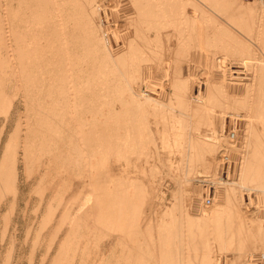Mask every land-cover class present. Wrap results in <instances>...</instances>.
<instances>
[{
    "label": "bare ground",
    "instance_id": "6f19581e",
    "mask_svg": "<svg viewBox=\"0 0 264 264\" xmlns=\"http://www.w3.org/2000/svg\"><path fill=\"white\" fill-rule=\"evenodd\" d=\"M117 1L7 0L5 11L0 8L8 16V29L2 32L0 23V63L9 67L16 93L19 79L27 92L15 128L5 131L7 117L0 122V215L5 224L0 234H7L22 186L34 177L42 211L28 249L32 253L44 246L39 264L46 263L50 249L48 264H216L215 251L223 249L224 264H264V219L246 213L245 201V191H264V58L256 55L257 50L264 53V1L130 0L132 10L124 14L117 13ZM215 13L228 15L234 24L217 25ZM231 40L240 48L232 54H253L249 73H232L227 81L231 71L227 76L224 66L215 73L210 67L201 73L204 81L196 80L189 71L191 54L205 45L213 52L216 47L227 51ZM147 66L156 69V78L170 79L168 99L160 97L154 76L155 83L146 82L154 70L145 74ZM218 95L221 102L213 105ZM3 100V108L8 107ZM237 108L246 115L238 139L235 131L224 135L218 123ZM224 139L230 140L219 149ZM224 148L240 152L235 176L200 177L214 186L223 184L222 204L207 208L191 172L200 161L216 172ZM165 150L181 155L180 177H173L178 185L169 201L168 181L156 177L169 174L174 165ZM221 159L230 162L226 151ZM120 160L122 168L116 171L113 162ZM185 221L192 225L190 235L183 233ZM29 232H24L27 238ZM215 238L224 239L218 251ZM11 246L6 264L12 260Z\"/></svg>",
    "mask_w": 264,
    "mask_h": 264
},
{
    "label": "rangeland",
    "instance_id": "374dc122",
    "mask_svg": "<svg viewBox=\"0 0 264 264\" xmlns=\"http://www.w3.org/2000/svg\"><path fill=\"white\" fill-rule=\"evenodd\" d=\"M6 1L7 0H0V8H3V9H1V11L2 10H4V8H5V6L7 5L6 4ZM121 1V2H120ZM126 1V2H125ZM240 1H242V0H240ZM254 1H258V0H243V2H245V3H249V2H254ZM262 1H264V0H262ZM122 2H125V3H123L124 5H122L121 3ZM119 3V4H118ZM126 4V5H125ZM117 5H119L118 7H119V10H118V12L117 13H123L124 14V12H127V11H130V10H132V4H131V2H130V0H118L117 1ZM127 7V8H126ZM131 8V9H130ZM130 9V10H129ZM18 10H19V12L18 13H22V14H19L18 15V13H17V15L18 16H20L21 17V19L23 18V16H24V7H22L21 9L20 8H18ZM0 11V14H1V16H0V23H2V29H1V31L3 32V30L4 29H8V16H7V13L5 12H1ZM5 11V10H4ZM109 12V11H108ZM110 14V12L108 13V15ZM218 14H220V13H218ZM218 15L215 13L214 14V17H216V21L215 22H217V25L218 24H220V21H223V23H225L226 25H229V22L230 23H232V24H234V22L230 19L229 20V17H227V19H226V16H228V15H226V14H224V13H221V16L219 15L218 17H217ZM109 17V16H108ZM220 17V18H219ZM222 17V18H221ZM17 23L19 22V17L17 18ZM218 20V21H217ZM21 22L20 23H18V24H21V25H19V26H21V27H23L24 25H22V24H25V22L24 21H22V20H20ZM228 21V22H227ZM4 22H6V23H4ZM222 22H221V24H223ZM216 24V23H215ZM224 25V24H223ZM21 27H20V29H21ZM238 32V31H237ZM8 33H9V31H8ZM218 33V32H217ZM239 33V36H242V34H241V32H238ZM6 34H7V32H6ZM244 39H246V41H247V38H245L244 36H242ZM254 39V38H253ZM227 41H229V40H227ZM249 42H250V40H248ZM231 42V43H230ZM229 42V44H227L228 46L229 45H231V47L233 48V49H229V48H231L230 46L229 47H227L228 48V50L227 51H229L228 53H227V51H223V50H221L219 47H216L215 49H214V52H213V48L211 49L212 50V55H210V52L209 51H211V50H209L210 48H208V47H206V45L204 46L205 48H200V49H203V51L202 50H200V51H198V52H200V53H195V54H198V55H196L195 56V54H191L192 55V60L190 61V63L192 64L191 66L193 67H191L190 66V70L189 71H192L191 73H193V76L195 77L196 76V80L198 79V80H200V81H204L205 79H203L202 77H203V75H201V73H205L204 71H206L205 69H210V71L212 70V68H213V72L215 73V71L218 69V68H222V71H224V69H227V70H225V72L224 73H226L227 74V76H228V72H230L231 71V74L227 77V79L229 78V77H232V73H237V75L238 76H240V75H242L243 77H244V75H246V73L245 72H247V74L249 73V65H248V61L251 59L250 57H252V53H250L249 55H248V53H242V55H238V54H232V51H238V50H240V48L238 49L237 48V46L238 45H233L232 43H233V41L231 40ZM250 43H252V42H250ZM233 45V46H232ZM234 46H236V47H234ZM262 50L261 51H264V44H262ZM208 48V49H207ZM254 48V47H253ZM206 49V50H205ZM258 49V48H257ZM209 50V51H208ZM219 50H221V52H219ZM231 50V51H230ZM207 51H208V53H207ZM217 51V52H216ZM203 52H205V55L203 54ZM225 52H226V55H225ZM215 53H217L216 55H215ZM218 53L220 54V55H218ZM223 53V54H222ZM263 53V52H262ZM259 50H257V52H256V55L257 56H262V58H264V53H263V55H260V54H262ZM201 54V55H200ZM207 54V55H206ZM229 54V55H228ZM199 55L201 56V57H199ZM255 55V56H256ZM205 56V57H204ZM214 56H216V59H214ZM246 56V57H245ZM250 56V57H249ZM196 57V58H195ZM199 59H198V58ZM218 57V58H217ZM225 57V58H224ZM244 57V58H243ZM194 58H195V61H193L194 60ZM210 58H212V60L210 59ZM221 58H223L222 60H221ZM239 58V59H238ZM202 61H201V60ZM241 59V60H240ZM197 60V61H196ZM205 60V61H204ZM211 60V61H210ZM216 60V62H217V60H218V62L216 63V62H214ZM244 60V61H243ZM252 60V59H251ZM200 61H201V63H200ZM207 61V62H206ZM193 62L195 63V62H199L198 64L200 65H198V64H196L195 63V65L193 64ZM212 62H214V64L216 63V64H220V66L218 67V66H216V64H215V66H216V69H215V66H213L214 64H211ZM240 62V63H239ZM205 63L207 64V65H205ZM210 63V64H209ZM222 64V65H221ZM246 64V65H245ZM196 65H198L199 66V71H198V68L195 70V66ZM211 65V66H210ZM149 66H153V65H149ZM198 66H196V67H198ZM206 68H205V67ZM222 66V67H221ZM225 68H224V67ZM248 66V67H247ZM210 67H212V68H210ZM247 67V68H246ZM203 68V69H202ZM224 68V69H223ZM148 69V66L146 67V68H144V72H145V74H149V72L148 71H146ZM154 68L152 67V68H150V70L149 71H151V70H153ZM191 69H193V70H195V71H193V70H191ZM243 71H242V70ZM247 69V70H246ZM156 69H154L153 71H155ZM158 70V69H157ZM207 70V71H208ZM235 70V71H234ZM236 70H241V72H239V71H236ZM246 70V71H245ZM153 71H151V79H149V75L147 76L146 75V82H148L149 80H151L153 83H155V82H157L156 84H158V85H161V89L159 88V91L161 90V93L163 92L164 93V95H163V93L161 94L160 93V97L161 98H165V100H166V98L168 99V93L167 92H169V88H170V79L169 78H167V77H165V78H163L162 80L160 79V78H156L155 77V73H156V71L153 73ZM210 71H208L207 72V74H209V72ZM195 72H199V73H196V75H195ZM243 72V73H242ZM210 73H212V72H210ZM197 74H198V78H197ZM200 74V75H199ZM244 74V75H243ZM153 76H154V81H153ZM241 76V77H242ZM148 78V79H147ZM202 78V79H201ZM158 79H160V81L158 80ZM166 79V80H165ZM167 79H169V80H167ZM230 79H228L227 81H229ZM22 82H24L22 79H19V89L17 90V93H16V86H15V84H14V78L12 77V75L10 74V71H9V67L5 64V62H2V63H0V90H2L1 92H0V96H1V98L2 97H4L7 101L5 102V99L3 100L6 104H8V107H6V106H4L5 108H3V102H2V100H1V102H0V104L2 103V107L0 108V110L1 111H3L4 110V112H3V114H2V112L0 113V122L3 120V118H5V117H7V119L9 120H7V124H6V126H5V131H7V132H9V130H12L13 129V126H14V128H15V126L17 125L16 123H17V115L19 116V114H18V110L19 111H22V112H24L25 111V109H24V100L22 99L23 98V96H24V93H25V95H27V92H24V91H26V90H24L25 88H23V87H25V85H23V83ZM199 83V82H198ZM169 84V85H168ZM163 85V86H162ZM167 85V86H166ZM141 86H144V83H142V85ZM195 86V85H194ZM21 87V88H20ZM160 87V86H159ZM195 88V87H194ZM162 89H163V91H162ZM205 89V88H204ZM4 90V91H3ZM203 90V89H202ZM204 91V90H203ZM16 93V94H15ZM15 94V95H14ZM165 94H166V96H165ZM13 95V96H12ZM15 97V99H13V100H11V98L12 97ZM222 96L221 95H218V96H216L215 98H213V102H212V104L214 103V104H219L220 102H221V98ZM21 99V100H20ZM216 99V100H215ZM9 101H10V103H11V105H10V103H9ZM22 102V103H21ZM213 104V105H214ZM217 104V105H218ZM216 105V106H217ZM219 108V107H218ZM21 109V110H20ZM237 109H240V110H237ZM235 111L234 110H232L233 112H228V113H226V112H224V111H221V113L223 112V113H226V116L223 118V121L221 120H218V123H220L221 125H222V127H223V129H225V130H223L222 129V131H224L223 132V134L225 135V134H228V131H235V138H239L240 136H241V134H242V129H243V126H244V117L246 116V115H244V110H241V108H237ZM6 110V111H5ZM230 110V111H231ZM7 112V113H6ZM235 112V113H234ZM238 112V113H237ZM6 113V114H5ZM3 116V117H2ZM13 116V117H12ZM243 118V119H242ZM21 119H23L22 117H21ZM152 119V118H151ZM219 119V118H218ZM222 119V118H221ZM225 119V120H224ZM152 121V120H151ZM154 124V122L152 121L151 122V127L154 129L155 128V124ZM16 124V125H15ZM241 128V129H240ZM239 129V130H238ZM224 138H226V136H224ZM234 138V139H235ZM226 140H227V142H228V140H230V139H224V141L222 140V141H220V143L221 142H223V144H221V145H219V149L220 148H222V147H224L225 145L227 146V143H226ZM225 142V143H224ZM225 146V147H226ZM225 149V148H224ZM172 151V152H171ZM174 151V152H173ZM224 151H226L227 153H228V155H229V157H230V162L227 164L226 163V160L227 159H221L222 158V152H224ZM221 152V151H220ZM219 155V159L218 160H221V161H219L220 163H219V165H220V167L218 168V170H216V172H212L213 171V169L211 168V169H209L208 168V170H207V168L206 167H203V165L200 163V162H196V164H195V166L193 167V169H195V170H193L194 172H191V173H193L192 175L194 176V178H193V182H192V184L194 185V187H198L201 191H202V193H201V198H200V203H201V205H203V206H205V207H207V208H209V207H212V206H214L215 205V203L216 204H222L221 202H222V200H223V196H221L222 195V190L221 189H223L222 187H221V185H223L222 183L221 184H219L220 186L218 187V186H214L215 184H213L210 180H209V182L208 181H205V180H202L201 178H202V176L205 174V173H207V176L208 177H211V175L213 176L214 174H216V175H214L213 177H219V176H222L223 178H224V180H227V179H229V180H231L232 178H233V176H235V172H236V170H234V169H236V166H235V164H236V162L239 160V157H240V152H238V150H234V151H231L230 149L227 151L226 149L225 150H223ZM180 152H178V151H176V150H165V152H164V156L165 157H170L171 158V161L174 163V165L173 164H171V165H173V166H171L172 168L170 169V171H169V174L168 173H159V175L158 174H156L157 176V179L158 178H162L161 180H162V182H165V181H168V183L167 182H165L164 184H168V186H170V190L167 192V200L169 201L173 196H172V193H173V191L174 190H176V188H177V185L178 184H175V181L173 180V177L175 176V177H177V178H179L180 177V175L178 176V174H180V170H179V167H178V165H179V163H181L180 162V157H181V155L179 154ZM236 153V154H235ZM175 154V155H174ZM170 155V156H169ZM173 155V156H172ZM173 159H175V160H173ZM196 161H198V160H196ZM236 161V162H235ZM123 162H124V160H120V162L118 161H116V163H114L113 162V169H115L116 171L117 170H120L122 167H121V165L123 164ZM177 162V163H176ZM235 163V164H234ZM238 163V162H237ZM178 164V165H177ZM198 164V165H197ZM200 164V165H199ZM230 164V165H229ZM197 165V166H196ZM228 165H229V167H228ZM238 165V164H237ZM177 166V167H176ZM119 167H120V169H119ZM201 167H203V168H201ZM177 168V169H176ZM201 168V169H200ZM205 168V169H204ZM234 168V169H233ZM205 170V171H203L202 172V170ZM176 172H175V171ZM179 170V171H178ZM211 171V173H209L210 171ZM233 170H234V172H233ZM175 172V173H174ZM200 172V173H199ZM228 172V173H227ZM161 174V175H160ZM197 174H199V175H197ZM234 174V175H233ZM167 175V176H166ZM229 175V176H228ZM198 176V177H197ZM206 176V177H207ZM104 177H105V175H104ZM166 177V178H165ZM201 177V178H200ZM203 177H205V176H203ZM34 177H32L31 179H30V181L29 182H27V183H25V184H23V186H22V197L20 196V198H19V201H18V203H17V206L15 207V209L17 210H13L12 212H14V214L12 213H10V216H11V218H10V221H9V224L7 225V226H9V227H7L6 229H5V231H7L8 229V231L6 232L7 234H4V235H6V237H4V235L2 236V234H0V236H2V239L0 238V246H1V250H0V264H4L5 263V257H6V255L8 254V251H9V249H10V245H12L11 246V249L12 248H14V249H12L13 251L11 252V254H13V256L12 257H10L12 260H10L9 262H10V264H39L40 263V258H41V256L43 255H41V253L43 252V249H45L44 248V246L43 247H41V246H37V247H35V251H33L32 253H31V247L33 246L32 245V240H33V234H34V232L33 231H35L34 229L36 228V224H37V216H39L40 215V213H41V211H42V204L40 203L39 204V207H37V204L36 203H38V200L37 199H39V195H38V192L36 191H34L33 190V184H34V182H35V179H33ZM33 179V180H32ZM33 181V183H31ZM172 181V182H171ZM171 182V183H170ZM177 183V182H176ZM174 184V185H173ZM217 185H218V183H217ZM32 186V187H31ZM201 186V187H200ZM221 187V188H220ZM218 188V189H217ZM220 188V189H219ZM30 189H32V190H30ZM218 191H220V192H218ZM256 191V192H255ZM25 192V194H23ZM27 192H28V195H27ZM34 193L33 194V196H32V193ZM246 192V194H245V198H247V199H245V201H246V203H248V205H247V208H248V210L246 211V213H250V215H251V213L252 214H257L256 216H258L259 218L257 219V221H263V219H264V197L262 196V194L264 195V191H261V190H250V191H245ZM252 192V193H251ZM221 193V194H220ZM36 194H37V196H38V198H37V196H36ZM214 194V195H213ZM250 195L251 196V198H250V196H248V195ZM25 195V196H24ZM30 195V196H29ZM217 195V196H216ZM247 195V196H246ZM254 195V196H253ZM23 196H24V198H23ZM29 196V197H28ZM32 196V197H31ZM171 196V197H170ZM207 196H210V198H211V202L210 203H206L205 202V199H206V197ZM263 197V198H262ZM170 198V199H169ZM220 201H219V200ZM23 200V201H22ZM28 200V201H27ZM30 200V201H29ZM216 200V201H215ZM26 201V202H25ZM256 203H255V202ZM20 202V203H19ZM22 202V203H21ZM35 204H34V203ZM204 202V203H203ZM217 202H219V203H217ZM24 203H25V205H26V203H27V205L25 206L24 205ZM28 203H29V205H28ZM31 203V204H30ZM19 204V205H18ZM213 204V205H212ZM34 205H36L35 207H34ZM41 205V206H40ZM207 205V206H206ZM254 205V206H253ZM255 205H256V207H255ZM21 206V207H20ZM33 206V207H32ZM259 206V207H258ZM18 207H19V209H18ZM26 207V208H25ZM37 207V209H35ZM23 210H22V209ZM30 208V209H29ZM246 208V209H247ZM257 208V209H256ZM26 209V211H24ZM29 209V210H28ZM33 209H34V211H33ZM40 211H39V210ZM6 209H4L3 207L1 208V213H3L4 211H5ZM32 210V211H31ZM194 209H191L190 210V212H192ZM19 211V213H17ZM20 211H21V213H20ZM27 211H28V213H27ZM29 211H31V212H29ZM252 211V212H251ZM22 212H24V213H22ZM35 212V213H34ZM30 213V214H29ZM38 213V215H36ZM26 214V215H25ZM34 214V215H33ZM13 215H15V216H13ZM22 215H24V216H22ZM19 216V217H18ZM27 216V217H26ZM34 216H35V219H34ZM24 217V218H23ZM13 218V219H12ZM17 218V219H16ZM23 219H24V221H23ZM261 219V220H260ZM4 218H3V216H2V218H1V215H0V228L2 229L3 227V225H5L4 224ZM178 221H177V225H179L178 224V222H180L179 221V219H177ZM19 221V222H18ZM10 222H12V223H10ZM16 222V223H15ZM264 222V221H263ZM2 223V224H1ZM15 223V224H14ZM32 223H34V224H32ZM18 224V225H17ZM32 224V225H31ZM258 224L259 223H255V224H253V226L254 227H256V225L258 226ZM26 225H28V226H26ZM31 225V226H30ZM184 230H183V233H185L186 235L187 234H189L190 235V231H191V228L190 227H192V225H190V223H189V221H185L184 222ZM190 226V227H189ZM13 227H16L14 230H13ZM262 227H264V225H262ZM1 229H0V233H1ZM190 229V230H189ZM27 230H29L30 232H29V235H28V238H30V240H28V238L26 237V233H27ZM177 230H179V228H177ZM21 231V232H20ZM32 231V232H31ZM185 231V232H184ZM264 231V230H263ZM14 233V240H12L11 238H9V237H11V234L10 233ZM24 232H26V233H24ZM31 233V234H30ZM9 234V235H8ZM15 235H16V237H15ZM18 237V238H17ZM24 237H25V239H24ZM32 237V238H31ZM5 238V239H4ZM224 238V237H223ZM223 238H218V240H217V238H215L213 241L215 242H212V245H216L217 244V246L215 247V245H214V250H217L218 251V249L219 248H223L221 245H223L224 244V239ZM22 240H25V242L23 241V242H21ZM174 240H176V239H174ZM188 240H190V239H188V238H186V241H188ZM222 240H223V242H222ZM3 241V242H2ZM6 241V242H5ZM16 241V243H17V245H13V244H16V243H13V242H15ZM216 241L218 242L219 241V243L221 242V243H223V244H218V243H216ZM10 242V243H9ZM27 242V243H26ZM22 245H21V244ZM31 243V244H30ZM10 244V245H9ZM29 245V246H27V245ZM4 245H6V246H4ZM218 245H220V246H218ZM13 246H15V247H13ZM17 246V247H16ZM5 247V248H4ZM28 247H30L31 249H28ZM39 247H40V250H39ZM217 247H219V248H217ZM17 250H16V249ZM20 248V249H19ZM38 248V249H37ZM43 248V249H42ZM217 248V249H216ZM7 249V250H6ZM16 250V251H15ZM22 250V251H21ZM30 252H29V251ZM220 250V249H219ZM229 250H231V249H229ZM15 251V252H14ZM18 251V252H17ZM38 253H37V252ZM224 251V249L223 250H221V252H223ZM250 251H252V252H255V248H253V249H251ZM14 252V253H13ZM52 252H53V249L51 250L50 249V251H49V254L51 253V255H52ZM221 252L220 251H218V252H216L215 251V255H216V257L218 258H216V262L217 261H220L219 263H216V264H224L223 262H225L224 261V259L225 258H222L223 257V255H226V254H221ZM2 253V254H1ZM4 253H5V256H4ZM26 253V254H25ZM39 254V255H38ZM49 254H47V256H46V259H45V261H44V263L45 264H48V261L50 260V257H51V255H49ZM222 256H221V255ZM19 255V256H18ZM26 255V256H25ZM29 255V256H28ZM30 255H32L33 257H30ZM35 255H37V256H35ZM49 255V256H48ZM259 254L258 253H256L255 252V255H253V257L254 258H257V256H258ZM14 257V258H13ZM17 257H19V258H17ZM21 257V258H20ZM28 257V258H27ZM30 257V258H29ZM2 258V259H1ZM3 258H4V260H3ZM38 259V261H36L37 259ZM17 259L19 260V261H17ZM20 259H22V261L20 260ZM29 259H30V261H29ZM35 259V260H34ZM13 260H15V261H13ZM13 261V262H12ZM24 261V262H23ZM34 261H35V263H34ZM223 261V262H222ZM29 262V263H28ZM32 262V263H31ZM38 262V263H37ZM6 264V263H5ZM9 264V263H8Z\"/></svg>",
    "mask_w": 264,
    "mask_h": 264
},
{
    "label": "built area",
    "instance_id": "2783aa9c",
    "mask_svg": "<svg viewBox=\"0 0 264 264\" xmlns=\"http://www.w3.org/2000/svg\"><path fill=\"white\" fill-rule=\"evenodd\" d=\"M205 202H206V203H210V202H211V198H210V196H207V197H206Z\"/></svg>",
    "mask_w": 264,
    "mask_h": 264
}]
</instances>
